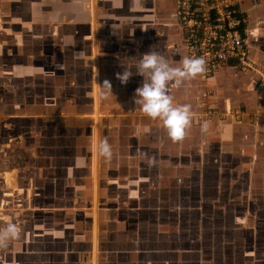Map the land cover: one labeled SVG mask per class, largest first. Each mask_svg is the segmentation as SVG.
<instances>
[{
    "label": "crops",
    "instance_id": "0c3cea01",
    "mask_svg": "<svg viewBox=\"0 0 264 264\" xmlns=\"http://www.w3.org/2000/svg\"><path fill=\"white\" fill-rule=\"evenodd\" d=\"M240 7L248 20L251 58L262 77L225 66L207 83L197 77L179 87L170 84L169 93L196 113L197 97L210 91V105L221 111L241 107L245 116L240 123L193 122L186 137L173 142L159 121L134 104V92L143 82L136 75L142 54L158 51L176 67L187 56L175 0H0V229L12 221L22 231L21 239L0 248V264H150L139 242L138 216L155 210L144 205L146 199L159 196L171 182L178 189L182 168L188 167L189 174L199 170L212 149L229 158L264 162L259 115L264 93L256 90L264 79V0H240ZM94 55L98 111L93 106ZM125 69L133 75L121 84L118 76ZM106 81L112 93L102 87ZM82 97L90 103L78 110ZM24 122L33 130L29 150L43 141L42 135L53 133L49 145L39 146L47 153L29 158L51 185L56 149L66 152L60 155L61 191L53 188L44 195L31 188L30 178V188H20L25 168L12 166L11 159L15 150L17 157L25 151ZM103 137L113 156L106 161L96 154L95 164L93 140Z\"/></svg>",
    "mask_w": 264,
    "mask_h": 264
},
{
    "label": "rangeland",
    "instance_id": "374dc122",
    "mask_svg": "<svg viewBox=\"0 0 264 264\" xmlns=\"http://www.w3.org/2000/svg\"><path fill=\"white\" fill-rule=\"evenodd\" d=\"M258 44L259 41H256V45ZM74 73L78 77L82 74L80 70H74ZM87 89L83 90L82 94H86ZM74 93L76 92L72 91V95ZM25 94L26 92H22L21 95ZM29 95L30 93L26 94ZM79 101L76 104L78 110L81 106L85 110L90 103V99L86 100L84 97ZM100 105L98 100L97 111ZM93 106L95 107L94 97ZM94 119L95 125L98 124V118L94 116ZM23 125L26 126L22 127L26 130L23 144L25 151L17 157L14 148L11 159L12 166L20 165L19 168H25L22 173L24 179L19 181L20 188H30L27 185L31 179V188H40L44 195L51 193L53 188L61 191V165L64 160L60 155L66 152L56 149L57 160L56 157L54 160L57 168L51 173L56 181L53 180L54 185H51L48 178L44 180L47 176L44 171L38 175V162L31 159L29 161V158L32 154L37 155L42 151L47 153L45 149L40 150L39 146L49 145L47 139L53 133L42 135L43 141L38 140L35 147H30L29 150L28 145H32L33 141L30 139V132L33 130L29 128L28 123L24 122ZM36 135L39 138V135ZM93 148V161H96L94 140ZM215 159L217 163L213 162ZM241 161L245 164L239 163ZM262 162L229 158L212 149L206 157V164L199 170L189 174L188 167L182 168L183 182L179 184L180 187L173 190L174 187L171 186L174 182L165 185L167 187L161 189L159 196L144 201V205L155 209V212L149 210L141 212L138 216L141 220L139 242H142L143 252L146 254L144 256L147 257L145 261L150 264H264ZM93 169L92 164V174L95 175L96 169ZM155 200L158 203H155Z\"/></svg>",
    "mask_w": 264,
    "mask_h": 264
},
{
    "label": "built area",
    "instance_id": "2783aa9c",
    "mask_svg": "<svg viewBox=\"0 0 264 264\" xmlns=\"http://www.w3.org/2000/svg\"><path fill=\"white\" fill-rule=\"evenodd\" d=\"M175 11L186 55L203 56L207 61V72L198 77L202 83H207L225 66L262 77V71L251 58L248 20L240 0H175ZM256 90L264 93L263 78L257 83ZM210 97V91H203L197 97L198 112L194 113V123L215 119L232 123L242 121L243 108L221 111L210 105ZM259 115L264 122V111Z\"/></svg>",
    "mask_w": 264,
    "mask_h": 264
},
{
    "label": "clouds",
    "instance_id": "9594fccd",
    "mask_svg": "<svg viewBox=\"0 0 264 264\" xmlns=\"http://www.w3.org/2000/svg\"><path fill=\"white\" fill-rule=\"evenodd\" d=\"M206 72L207 61L203 56H185L181 66L176 67L164 55L150 49L141 55L136 64V75L143 77V82L135 89L134 104L140 106L148 119L159 121L171 141L180 142L193 126L194 113L190 104L175 103L169 93V85L179 87ZM132 75L130 70L125 69L118 79L121 84H126ZM102 87L111 92V85L107 81ZM96 151L98 157L106 161L112 159L113 150L107 137L97 140ZM21 235L20 226L9 221L0 229V248H7L10 242L21 239Z\"/></svg>",
    "mask_w": 264,
    "mask_h": 264
},
{
    "label": "bare ground",
    "instance_id": "6f19581e",
    "mask_svg": "<svg viewBox=\"0 0 264 264\" xmlns=\"http://www.w3.org/2000/svg\"><path fill=\"white\" fill-rule=\"evenodd\" d=\"M93 31L95 32V28L93 29ZM94 49H95V45H93ZM94 54V53H93ZM93 66H94V75H93V97H94V105H95V110L97 111L98 108V76H97V69H96V61H95V55L93 56ZM97 125V124H96ZM98 126L95 127V133L97 134V128ZM95 140V139H94ZM98 140V139H97ZM97 140H95V149H96V143ZM97 154V153H96ZM98 161V157L96 156V163ZM97 169V166H96ZM94 170V169H93Z\"/></svg>",
    "mask_w": 264,
    "mask_h": 264
}]
</instances>
